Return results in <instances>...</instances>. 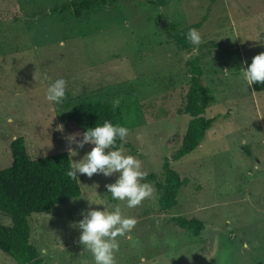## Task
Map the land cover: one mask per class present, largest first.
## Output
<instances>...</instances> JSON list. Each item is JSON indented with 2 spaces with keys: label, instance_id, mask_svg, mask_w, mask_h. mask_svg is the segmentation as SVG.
<instances>
[{
  "label": "rangeland",
  "instance_id": "374dc122",
  "mask_svg": "<svg viewBox=\"0 0 264 264\" xmlns=\"http://www.w3.org/2000/svg\"><path fill=\"white\" fill-rule=\"evenodd\" d=\"M68 1L0 0V169L11 164L9 144L18 136L31 159L67 151L79 160L92 145L67 146L64 132L73 128L65 122L67 110L80 101L119 99L128 129L120 149L160 181L167 157L186 183L177 204L163 211L146 175L142 182L152 185L153 195L128 208L107 192L115 175L78 173V197L27 218L29 242L41 259L94 264L73 224L82 210L119 204L136 224L117 237L116 264H264V91L242 77L245 61L264 52V0H117L78 16L63 9ZM167 24L171 33L200 32L190 57L200 61L213 95L206 107V116L215 118L211 127L180 159L173 154L188 119L179 111L190 78L184 56L193 45L166 40ZM59 77L69 97L53 104L46 88ZM175 216L202 220L200 235L178 228L170 221ZM0 224H10L1 211ZM0 264L17 263L0 251Z\"/></svg>",
  "mask_w": 264,
  "mask_h": 264
},
{
  "label": "trees",
  "instance_id": "16d2710c",
  "mask_svg": "<svg viewBox=\"0 0 264 264\" xmlns=\"http://www.w3.org/2000/svg\"><path fill=\"white\" fill-rule=\"evenodd\" d=\"M117 0H69L63 9H71L78 16L84 10L98 5H112ZM162 3L163 0H156ZM152 0L151 3H157ZM172 24L163 30L165 39L182 48L191 44L185 39L184 33H171ZM245 62L250 63L251 58ZM247 67V63H245ZM189 75L185 101L180 113L188 116L186 128L179 147L174 151L173 158L180 159L194 150L202 141L205 132L211 127L214 117L206 116V107L213 100V95L203 82V70L196 57L185 61ZM254 91H264V84L253 83ZM69 97L66 92L63 102ZM53 103V102H52ZM56 104V103H53ZM65 122L73 128L64 132L68 147L76 145L75 141L82 138L86 127L109 120L113 124L123 125L121 110L118 105L107 101H80L70 107ZM124 126V125H123ZM123 141L117 140L120 148ZM9 149L11 164L0 169V211L10 219L9 225L0 224V251L11 257L17 264H47L39 256L37 248L29 242V224L31 213L50 211L55 205L69 198L78 197L81 193L78 178L71 179L66 175L71 160L67 151L45 155L31 159L26 151L24 138L15 137L10 141ZM163 181L156 179L153 173L147 174L158 191V206L166 211L177 204V194L186 183L178 172L172 168L170 160L165 157L162 163ZM178 228L198 237L204 228L202 220L181 216L171 217Z\"/></svg>",
  "mask_w": 264,
  "mask_h": 264
},
{
  "label": "clouds",
  "instance_id": "9594fccd",
  "mask_svg": "<svg viewBox=\"0 0 264 264\" xmlns=\"http://www.w3.org/2000/svg\"><path fill=\"white\" fill-rule=\"evenodd\" d=\"M184 36L193 45L190 52L184 56L187 60L196 54L202 38L195 28H189ZM245 63L247 67H242V77L248 85L254 82L264 84V52L254 55L250 63ZM44 78H48L46 74ZM65 95L64 77L56 78L46 88L45 98L49 102L62 103ZM113 103L114 106L118 105L119 99ZM127 133L126 126L113 124L109 120L86 127L82 138L75 143L77 148H83L85 144H91L92 147L79 160H71L66 175L71 179L78 178V173L88 177L93 174L106 177L115 175L114 182L106 184L107 192L113 200L123 201L128 208H133L145 198H150L154 189L150 183L142 182L147 172L142 170L140 161L116 146L117 140L124 141ZM69 152L73 156L76 155L75 149L69 148ZM88 200L90 204L104 205L102 202H93L89 198ZM81 216L73 226L80 230L78 241L83 249L91 253L94 264H116L115 253L119 249L117 237L124 236L134 228L135 217L123 215L119 204L112 206L111 211L105 205L103 209L89 207L82 210ZM40 251L41 254L46 253L45 249Z\"/></svg>",
  "mask_w": 264,
  "mask_h": 264
}]
</instances>
